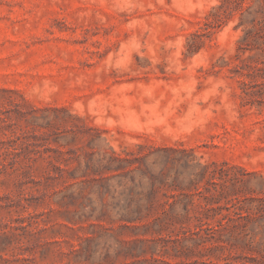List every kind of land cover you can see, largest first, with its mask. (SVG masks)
<instances>
[{"label":"rangeland","instance_id":"374dc122","mask_svg":"<svg viewBox=\"0 0 264 264\" xmlns=\"http://www.w3.org/2000/svg\"><path fill=\"white\" fill-rule=\"evenodd\" d=\"M252 3L0 0V264H264V106L232 71ZM112 151L133 163L95 171Z\"/></svg>","mask_w":264,"mask_h":264},{"label":"trees","instance_id":"16d2710c","mask_svg":"<svg viewBox=\"0 0 264 264\" xmlns=\"http://www.w3.org/2000/svg\"><path fill=\"white\" fill-rule=\"evenodd\" d=\"M252 4H247L246 6H243V9L245 11L246 15V21L245 24L243 20L239 21V25L244 24L245 29L243 31L242 37L239 39L237 46H236V58L239 59V64H235L232 67V71L235 72V74L241 76L242 79H240V87H241V98L243 100V104L245 105H257V106H264V0H252ZM243 14V11L240 12ZM212 16L210 18L209 16ZM226 17V10L223 8L222 4L217 5L216 7H213V11L209 13L208 16H206V21L204 22V26L202 27V31L199 33H194V35H209L213 29L220 27L222 23L225 21L224 18ZM243 54V56H242ZM126 164V166L133 163V159L121 157L119 154H117L115 151H112L106 158H103L102 161H100V164L96 165L97 169L95 171H105L110 172L114 170L120 169L123 165ZM151 176L150 185L147 189L146 196L153 197L157 191L156 183L154 182L155 177ZM53 177V176H51ZM102 179H107L109 177H101ZM60 192V190H59ZM67 193H63L61 196V199L63 200L62 203L66 202L64 200V197L67 196ZM142 195V191L136 192L135 196L140 197ZM132 197L129 199L131 200ZM261 202V201H260ZM168 203L170 206H174L177 202L176 199H173L171 201L164 200L162 206ZM191 203V202H190ZM193 208H200L201 210L206 208V203L197 205L190 204ZM189 207L187 204H183L182 210L185 214L188 213L192 208ZM154 208V204L152 201L149 202L148 205H146V209L148 211L152 210ZM256 208L259 210V212H264V205L263 204H257ZM126 209V219L129 221L131 219H139L141 216H139V209L140 205L136 206L135 209H131L130 206H125ZM210 208L208 207V210ZM227 210L230 209L229 206L226 208ZM245 210L243 206L238 207L236 209L237 212H234V215H239L237 217L242 218H248L251 214H241L242 212L240 210ZM248 212L247 210H245ZM136 212L135 218H133V213ZM95 210L90 213V216L95 218L102 217L103 212L99 211L98 215H95ZM201 214H194V218L197 220L196 224V233L202 234L204 236L202 237L201 241L205 240H215L218 243L221 241L228 242V238H222L219 233L222 231V228L227 226L228 222L232 221L235 222V218H232L229 214L224 215L222 218L217 220L216 225H211L206 223L207 221L203 222L201 218ZM218 233V234H217ZM199 239H201L199 237ZM213 246H220V244L212 245ZM126 255L130 256H136L137 254H134L130 250L126 252Z\"/></svg>","mask_w":264,"mask_h":264}]
</instances>
